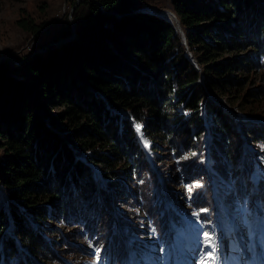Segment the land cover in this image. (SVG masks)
Masks as SVG:
<instances>
[{
    "label": "trees",
    "instance_id": "trees-1",
    "mask_svg": "<svg viewBox=\"0 0 264 264\" xmlns=\"http://www.w3.org/2000/svg\"><path fill=\"white\" fill-rule=\"evenodd\" d=\"M147 2L71 0L72 19L68 10L61 29L68 40L16 66L0 60V264H73L69 252L87 257L90 240L104 249L120 244L111 200L134 243L150 235L143 214L161 236L160 194L144 146L165 187L177 183L158 165L164 152L188 165V185L201 179L204 190L191 199L183 188V202L167 189L182 210L211 208L206 155L212 176L234 188L254 172L264 176L237 129L264 146V91L247 88L240 75L264 74V0H169L178 25L143 9ZM17 25L39 30L25 17ZM198 69L211 95L252 120L208 98ZM129 200L139 220L119 211ZM49 222L75 230L56 233Z\"/></svg>",
    "mask_w": 264,
    "mask_h": 264
},
{
    "label": "rangeland",
    "instance_id": "rangeland-1",
    "mask_svg": "<svg viewBox=\"0 0 264 264\" xmlns=\"http://www.w3.org/2000/svg\"><path fill=\"white\" fill-rule=\"evenodd\" d=\"M79 1L80 0H78V2H77V0H76V4L79 3ZM168 1L169 0H148L146 5L142 6V7H143V9L146 8L148 10H153V11L159 12L161 14H166V15L170 16L174 22H176V18L174 16L173 12L169 8V2ZM72 7L73 6L71 4V0H0V60L7 59V60L11 61L13 66H16V65L21 63V59H23V57H25V59H27L28 57H30V55L32 53H34L36 51L44 50V48H47V47L52 46V45H56L54 43H56L57 41H59L60 39L63 38V36L61 35V29L63 26L64 18L66 16V14L68 13V10L70 12ZM71 13H69L70 19H72L70 16ZM24 17L35 22V24H39V30L35 34H30V33L25 32L24 30H22L17 25V21L21 18H24ZM189 55H191L190 52H189ZM194 63H195V66H197L195 61H194ZM198 71L200 72V75L202 76V72L199 69H198ZM240 75L242 77H243V75L245 76V78H246L245 82H246L247 88L250 89V88H255V87H261L264 91V74L262 75L259 68L254 73L250 72V75H248V76L245 74H240ZM260 76H263V77H260ZM200 81L203 84L202 86L205 90L207 97L210 98L214 103H218L221 107L224 108V110L226 112H228L233 117H237V119H240V120L250 119V120H252L249 117H245L239 113H236L235 108L227 106V104H226L227 101H226L224 96L217 98V97H214L213 95H211L210 92L206 89V86H205L204 81H203V76H202ZM59 110H60V108L55 107L53 109V112L58 113ZM261 122L264 124L263 120H261ZM236 123H239V120H237ZM237 129H238V133L240 135L241 143L243 144L244 150H246V152L251 154L253 156L254 160L256 162H258L261 165V167L263 168L264 167V160H263L264 146L261 147V145H263V144H261V143L259 144V142H258V143H256V145H254L252 142H250L249 136L245 131L243 132L241 129H239V128H237ZM211 137H212L211 132L208 131V135L203 138L204 139L203 144L205 146L208 145ZM204 150H206V149H204ZM144 154L146 156L147 162L149 163L148 159L151 157L146 152H144ZM166 155H167V153L164 152L163 160L158 165L162 166L161 169L163 172H165L166 177H173V178L175 177L176 178L174 183H177V185L175 184L172 188H167V187H165L164 181L162 179L165 191L167 192V189L174 191V193H173L174 199L177 201L183 202L182 201L183 195L181 193V190L184 188L190 194L188 196H191V199H192V195L196 194L198 192V190H200L202 188L201 187V179H199V181L197 180L195 182H190V184L188 185V183H186L187 182L186 178L188 176L186 169L188 168L187 167L188 165L185 163L184 164L178 163L176 160H173L172 161L173 163H171L169 160H167L165 158ZM205 159H206V157H205ZM152 162L154 164L153 167L154 166L156 167L157 164H155L153 159H152ZM204 163H205V161H204ZM211 163L212 162L209 160L210 165H211ZM156 169H157V172L160 173V170H158L157 167H156ZM263 170H264V168H263ZM233 181H234V178H232L231 182H233ZM199 183H200V186L196 187V185H198ZM216 183L218 186H220L219 195H220V197H222L223 191L225 192L226 190H229L230 186L227 183H225L221 179V177L220 178L217 177ZM102 185H104V184L102 183ZM105 188H107V187L105 186ZM189 188H191L192 190L189 191ZM243 188H244V186H243ZM112 189L113 188L110 189V193H109L110 196H111V194H113ZM188 196L186 195V197H188ZM249 197L251 198L250 195H249ZM187 200H189V198H187ZM245 200H243V201L240 200L238 209L244 210V207H242V206L244 205ZM124 202H126V201H124ZM113 204L115 205L114 202H113ZM129 204L124 203V205H123L122 203H119V205H120L119 211L126 210L127 213L132 212L133 214L131 213L132 216H130V217L135 218L136 220H139L138 216L140 213H138L137 211H134L135 209H134V207H132L133 203L131 205L130 200H129ZM234 212L240 213V211L236 210V209L234 210ZM239 216H240V214H239ZM49 225H51L53 228H55L56 233L58 232L59 228H60V230L63 228L62 224L59 222H53V223L49 222ZM107 226L108 225H106L105 227L107 228ZM242 226L245 227V229L249 230L251 227V223H250V221H248L246 224H243ZM111 228L112 229L115 228L114 224H112ZM149 228H150V226H149ZM63 230L69 232V231H73L75 229L73 227H65V228H63ZM105 232H106V230H105ZM187 236H188V233L187 234H181L182 238H187ZM263 237H264V235H263ZM150 238H151V236H150ZM56 240H58V238ZM152 241L155 242V238L153 236H152ZM87 248L89 250L91 257H88V256L84 257V256H80L79 254H73V253L69 252V258H70L69 260L73 264H89V263L95 264V261L97 259V252H99L100 264H108V262L107 261L105 262V259H103V255H101L104 252L102 249L103 246H102V248L99 246L97 247L94 240H90ZM55 250H58L61 252L65 251V249H63V251H62L57 247ZM66 255H68V254H66ZM71 256H74L75 258L71 257ZM132 261H133L132 256H130L128 259L124 260V264H132ZM50 264H57V263L51 262Z\"/></svg>",
    "mask_w": 264,
    "mask_h": 264
},
{
    "label": "snow or ice",
    "instance_id": "snow-or-ice-1",
    "mask_svg": "<svg viewBox=\"0 0 264 264\" xmlns=\"http://www.w3.org/2000/svg\"><path fill=\"white\" fill-rule=\"evenodd\" d=\"M147 146V145H146ZM264 179V176H254L253 180L254 182L257 180ZM200 185H196V187H199ZM192 189L189 188V191ZM246 204L247 201H244V210L246 211ZM207 209H201V212H206ZM193 215H199L198 213H194ZM203 247L205 249H209L203 256H201L199 260V264H217V261L219 260V256L217 254V245L215 238L210 235L208 232L203 233ZM95 264H100V258H99V252H97V259L95 261Z\"/></svg>",
    "mask_w": 264,
    "mask_h": 264
},
{
    "label": "water",
    "instance_id": "water-1",
    "mask_svg": "<svg viewBox=\"0 0 264 264\" xmlns=\"http://www.w3.org/2000/svg\"><path fill=\"white\" fill-rule=\"evenodd\" d=\"M77 2H78V0H77ZM73 7H74V6H73ZM73 7L71 8L70 13L72 12ZM176 22H177V20H176ZM177 25H178V23H177ZM178 27H179V26H178ZM68 39H69V37H67V38H62V39H60L59 41H57L56 43H54V44L61 43V42L65 41V40H68Z\"/></svg>",
    "mask_w": 264,
    "mask_h": 264
}]
</instances>
